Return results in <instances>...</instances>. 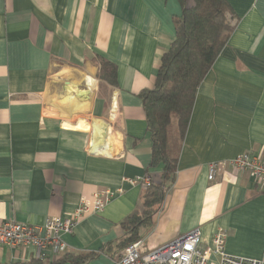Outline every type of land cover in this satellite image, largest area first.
Returning <instances> with one entry per match:
<instances>
[{"label": "crops", "instance_id": "obj_1", "mask_svg": "<svg viewBox=\"0 0 264 264\" xmlns=\"http://www.w3.org/2000/svg\"><path fill=\"white\" fill-rule=\"evenodd\" d=\"M227 1L239 21L196 91L173 181L139 240L148 250L198 229L212 249L223 230L226 253L264 264V189L229 163L243 153L264 161V0ZM180 13L178 0H0V219L39 225L81 196L122 189L62 236V264H112L120 221L140 207L136 179L160 181L138 93L152 86ZM95 55L116 64L113 90L100 87ZM38 259L0 245V264Z\"/></svg>", "mask_w": 264, "mask_h": 264}, {"label": "trees", "instance_id": "obj_2", "mask_svg": "<svg viewBox=\"0 0 264 264\" xmlns=\"http://www.w3.org/2000/svg\"><path fill=\"white\" fill-rule=\"evenodd\" d=\"M178 2L181 13L172 18L174 37L161 54L152 86L138 93L151 139L148 169L160 163L163 169L160 181H152L143 188L140 207L120 221L124 235L119 249L142 239L143 232L152 224L174 178L177 150L185 135L196 91L239 21L227 0ZM95 58L100 87L106 85L113 90L118 86L116 64L100 55ZM172 114L176 118V136L170 144L167 129ZM66 255L47 264H62ZM83 258L84 254L79 253L69 260L76 263ZM43 262L38 259L35 264Z\"/></svg>", "mask_w": 264, "mask_h": 264}, {"label": "built area", "instance_id": "obj_3", "mask_svg": "<svg viewBox=\"0 0 264 264\" xmlns=\"http://www.w3.org/2000/svg\"><path fill=\"white\" fill-rule=\"evenodd\" d=\"M112 108H116L115 104ZM109 116L113 118L114 112L111 111ZM229 163L235 171H248L251 178L264 189V161H260L250 153H243L231 159ZM215 174L216 163H209L207 179L213 180ZM136 180L144 187L152 182L149 177ZM121 192L122 189L113 191L105 188L95 191L90 196H81L73 211L64 217H47L39 225L0 219V245L31 247L35 250L36 258L58 259L67 249L62 236L73 233L75 226L84 216L100 214L113 196ZM224 239L225 232L218 230L212 238V249H204L200 245V231L193 229L148 250L143 248L142 240H137L121 248L118 251V258L112 264H215L210 259L211 255L216 257L218 264H262L263 259L245 258L226 253Z\"/></svg>", "mask_w": 264, "mask_h": 264}, {"label": "rangeland", "instance_id": "obj_4", "mask_svg": "<svg viewBox=\"0 0 264 264\" xmlns=\"http://www.w3.org/2000/svg\"><path fill=\"white\" fill-rule=\"evenodd\" d=\"M167 135H168V141L171 144V142L173 141L174 137L176 136V118H175V116L173 114H172V117H171V122L168 125Z\"/></svg>", "mask_w": 264, "mask_h": 264}, {"label": "bare ground", "instance_id": "obj_5", "mask_svg": "<svg viewBox=\"0 0 264 264\" xmlns=\"http://www.w3.org/2000/svg\"><path fill=\"white\" fill-rule=\"evenodd\" d=\"M93 145H94V143H93Z\"/></svg>", "mask_w": 264, "mask_h": 264}]
</instances>
